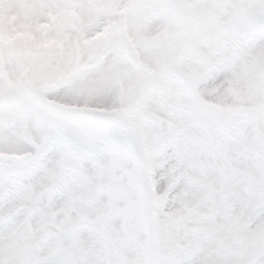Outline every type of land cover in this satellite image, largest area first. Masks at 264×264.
Masks as SVG:
<instances>
[{"label":"snow or ice","instance_id":"1","mask_svg":"<svg viewBox=\"0 0 264 264\" xmlns=\"http://www.w3.org/2000/svg\"><path fill=\"white\" fill-rule=\"evenodd\" d=\"M0 264H264V0H0Z\"/></svg>","mask_w":264,"mask_h":264}]
</instances>
